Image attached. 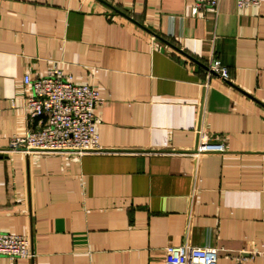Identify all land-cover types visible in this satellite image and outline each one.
Instances as JSON below:
<instances>
[{
    "label": "crops",
    "instance_id": "0c3cea01",
    "mask_svg": "<svg viewBox=\"0 0 264 264\" xmlns=\"http://www.w3.org/2000/svg\"><path fill=\"white\" fill-rule=\"evenodd\" d=\"M0 0V149L35 128L25 75L95 85L101 151L0 157V264H165L166 246L264 264V0ZM211 60L228 78L210 71ZM224 143L197 154L198 127Z\"/></svg>",
    "mask_w": 264,
    "mask_h": 264
},
{
    "label": "built area",
    "instance_id": "2783aa9c",
    "mask_svg": "<svg viewBox=\"0 0 264 264\" xmlns=\"http://www.w3.org/2000/svg\"><path fill=\"white\" fill-rule=\"evenodd\" d=\"M261 0H237L240 7L259 4ZM221 0H194L193 11L219 12ZM208 68L218 72L225 79L228 69L220 61L211 60ZM24 83L29 87L26 109L29 116L37 119L35 128L24 134L14 135L4 150L63 152L80 157L84 154L101 151L97 131L96 106L102 101L99 89L87 82H78L67 74L62 66L54 65L44 75L32 78L25 75ZM197 154L223 152L224 143L211 139L204 125L198 127ZM165 264H217L220 249L210 246H195L190 243L166 246ZM0 255L12 259L32 255L30 240L26 235L5 231L0 228Z\"/></svg>",
    "mask_w": 264,
    "mask_h": 264
},
{
    "label": "water",
    "instance_id": "95a60500",
    "mask_svg": "<svg viewBox=\"0 0 264 264\" xmlns=\"http://www.w3.org/2000/svg\"><path fill=\"white\" fill-rule=\"evenodd\" d=\"M8 154L7 153H0V157H7Z\"/></svg>",
    "mask_w": 264,
    "mask_h": 264
}]
</instances>
